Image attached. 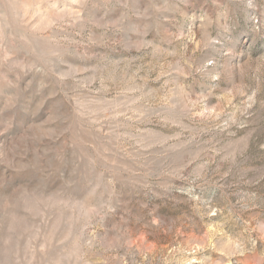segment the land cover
<instances>
[{
	"label": "rangeland",
	"instance_id": "obj_1",
	"mask_svg": "<svg viewBox=\"0 0 264 264\" xmlns=\"http://www.w3.org/2000/svg\"><path fill=\"white\" fill-rule=\"evenodd\" d=\"M0 264H264V0H0Z\"/></svg>",
	"mask_w": 264,
	"mask_h": 264
}]
</instances>
